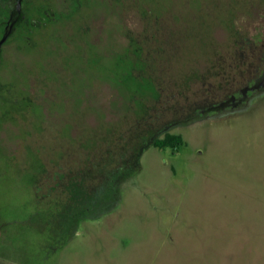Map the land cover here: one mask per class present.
<instances>
[{"label": "rangeland", "instance_id": "obj_1", "mask_svg": "<svg viewBox=\"0 0 264 264\" xmlns=\"http://www.w3.org/2000/svg\"><path fill=\"white\" fill-rule=\"evenodd\" d=\"M3 1L0 27L9 16ZM92 1L90 8L73 10L65 0H52L49 19L41 21L28 8L35 24L19 26L2 46L0 230L11 234L5 246L12 254L0 264H264V94L244 110L172 125L170 132L185 140L179 151L146 149L138 171L119 184L109 212L101 218L91 212L61 243L42 232L39 214L32 218L46 204L37 205L36 194L60 172L68 178L87 170L85 156L104 154L100 145L140 113L143 91L120 84L112 73L116 54L139 32L155 51L151 61L160 88L148 90L145 106L159 126L182 121L218 98L208 80L220 59L234 65L241 51L264 54V2L209 0L213 5L203 10L204 0H171L163 11L157 6L170 0H136L153 12L145 16L128 0L124 6ZM106 47L110 55L95 51ZM258 63L231 76L219 92L252 76ZM91 169L86 186L96 188L105 175Z\"/></svg>", "mask_w": 264, "mask_h": 264}, {"label": "flooded vegetation", "instance_id": "obj_2", "mask_svg": "<svg viewBox=\"0 0 264 264\" xmlns=\"http://www.w3.org/2000/svg\"><path fill=\"white\" fill-rule=\"evenodd\" d=\"M35 1L36 0H22V8L20 12L17 9V0H8L9 16L8 19L5 21L4 26L0 27L3 28L0 39L4 36L5 33H7L10 30L11 24L14 22H16L13 33L14 35L18 30L19 26H23V28H25L26 25L29 26L32 23L35 24V20L32 19V17L29 16L27 12L28 8L34 10L35 12L34 14L40 15V21L41 18H45L46 20L49 19L51 15L50 10H52V8L55 7V5L51 3L52 0H42L44 6L42 5L41 9L39 8L36 9L35 6H33ZM60 1L62 2L63 0ZM65 1L67 2V3L65 2L66 7L71 8L73 10L90 8L93 6V1L91 4H89L90 0H65ZM106 1L109 3L110 6L113 3H117L116 1L113 0H106ZM118 1L122 6H124L127 2V0H118ZM128 1L134 4L135 7L138 8L140 11H143L144 9L146 11L150 10L148 9L149 8L148 5H145L143 3L142 5H139L136 2V0H128ZM228 1L230 0H226V3ZM168 2H170L171 5L169 3H165V5L162 3L158 5L157 8H160V10L163 11L170 9L169 6L172 7V1L170 0ZM261 2H264V0H251L252 5L262 4ZM219 3H214V4L216 7H219ZM212 5L213 4H211V2L209 3V0H204L203 2H200V8L203 10L208 9V7ZM20 16H22L21 20H19ZM207 16L208 14L205 13L204 21L206 23L208 22ZM36 19H38V17H36ZM45 23H47V21H44V24ZM123 24L124 25L120 26V33L124 32L126 21L123 20ZM143 35H145L143 32H139L136 36L140 42L141 48H143L145 44L143 42L144 41ZM12 36H10L9 38H11ZM259 39L264 40V34H262V36ZM255 42L256 41L254 40V47L258 49L259 45L257 43L255 44ZM126 49L127 46L116 55L118 56L124 54ZM251 50L252 51L245 50L246 53L242 51L241 53H238V55H236L237 59L236 60L234 59L235 61L234 65L233 64L231 65L229 60H225L223 62V59H220L218 65L215 64L214 66H211V68H213L212 71L214 72V74L213 76H211L208 82L210 83L212 90L214 89L213 90L214 93L218 92L217 94L218 98H213L209 100L203 108L196 109L193 113L188 115L182 121L179 122L174 121L172 124L166 125V127H164L162 131L165 130L170 131L172 125L176 126V125L189 124L191 122H195L200 119L219 118L225 116L226 114H231L239 110H244L251 104V102H253V100L263 95L264 94V54H261L262 57H258L256 53L255 55L254 53H252L255 52V50L254 49ZM262 50H264V48ZM95 51H99V53L103 51L107 55H110L112 52L111 48H107V47L103 48V50L97 48L95 49ZM240 57H242V59ZM257 62L260 63L259 65L260 67L259 66L256 67L257 70L252 76L243 78L241 83L237 84V86L235 87H232V89H227L222 93L219 92L220 88H222L223 85L230 83L229 80L231 79V76L232 77L239 76L240 72L248 71L254 65H256ZM17 115L21 116L22 114L20 113L15 114V116ZM158 120L159 119L157 117L150 118L146 116V114L144 115V114L136 113L135 118H132L130 120L131 123L128 126V129H126L124 132L121 131V133L119 134L123 137H129L128 132L133 128V130H135L136 132V135L137 134L140 135L139 138L140 140L143 139V134H145L146 141L150 142L151 140L152 142V140H154V137L157 136L160 132L159 129H156L159 126ZM115 137H117L116 134L113 135L110 139L115 140ZM141 142L143 143L144 140H142ZM112 145L113 146L109 145L105 150L109 154L116 151L117 149H120L123 151V153H125L127 151L126 149L128 148L125 145L122 146H117L116 144H112ZM152 146L154 145H148L146 148L142 146L141 148L142 154L146 149H149V147ZM30 147H33V145H31ZM125 158H126L125 160L120 161L118 164L120 171L116 172L115 174H112L113 172L109 173V175L105 177V180L101 182L98 186H96V189L97 188L99 189L98 192H90L95 187L87 191L82 187L87 185L88 179L85 182H83L81 186L78 184V189L80 188L81 191L68 193L64 191L63 188H61L62 190L60 192L59 191L60 189L59 187H61L60 183H65L66 181H68V179H65L62 176L64 173L60 172V175L58 174L55 175V178L57 177V175L60 176L59 179L56 180L55 183L51 184L52 186H50L48 190L43 192V194H36L34 200L37 202V205L42 204L44 202H46V204L43 207H40L39 209H34L32 218L34 215L36 216L37 214H39L40 222L43 226L42 232L44 234L46 232L51 233V238L53 239V243L55 244L61 243L62 240L63 241L65 240L66 235L77 232L78 229L81 227V224L85 220L91 218V212L96 213L93 214L94 218H101V216H103L101 214L103 213L107 214L111 209V207H113V205L117 203L118 200L117 191L119 188V184L128 175L127 174L126 176L123 177L122 170L125 168L126 165L132 166V164H130L131 162L127 160V156ZM113 161L111 162L113 163ZM111 162L109 161V166ZM136 162L137 161H134L135 163L134 166H136L137 164ZM114 164H117V161H115ZM41 165L44 166L43 164ZM77 179L80 178H76V180ZM61 180L63 182H61ZM1 227L3 226L0 225V228ZM11 238H12L11 234L6 233V235H4L3 233H1L0 230V258H6L5 256H8L7 258L11 257L12 249L10 250L6 247L7 246L6 241L7 240L10 241Z\"/></svg>", "mask_w": 264, "mask_h": 264}, {"label": "trees", "instance_id": "obj_3", "mask_svg": "<svg viewBox=\"0 0 264 264\" xmlns=\"http://www.w3.org/2000/svg\"><path fill=\"white\" fill-rule=\"evenodd\" d=\"M145 16H153V12L151 10H148L145 12ZM177 17H178L177 15L173 17V20H175L174 23L178 22L176 21V19H178ZM175 26L176 25H174V27ZM143 42L145 43V39ZM160 50L161 47L158 48V51ZM154 52H151V49L148 47V45L145 46V44L143 48H141L140 42L136 37L131 38L130 45L125 50V53L118 55L116 57V62H115L116 68L113 69L112 72L115 75V79L118 80L120 84H123L126 87L129 84L130 86L137 84L139 90L143 91V94L145 96H143L142 98L140 97L141 99H139V102L137 103V105L139 104L138 106L140 107V113L138 114H144V115L146 114V116L150 118L154 116L152 114H149L148 111L146 110V106H145L146 105L145 100L147 98L146 96L149 94L148 90L152 89L153 93H159V88H160L158 85L159 79L157 78L155 72L153 71V66H152L153 63L151 61V57ZM127 63L130 64V67L128 68H126L125 66ZM134 90L135 89H132L131 91L133 92ZM130 95H132V93ZM25 104L31 106V103H25ZM157 118L159 119V117ZM164 127L166 126L165 125L158 126V128H156L159 129L160 132L157 136L154 137V140H152V142L151 140L150 142L146 141V135L143 134L142 140H144V142L142 143L141 142L142 140L139 139L140 135L139 134L136 135V132L135 130H133V128L128 132L129 137H123L119 134L118 137H115V140L114 139L107 140V142H104L102 144L104 146L100 145V147L104 149V154L100 155L101 150H99L100 149L99 147L98 148L99 153H97L96 155L89 156L87 154L85 156L82 162L88 165L86 167L87 170H85L84 168L83 169L79 168L77 169V172L75 174L72 173L68 175V178L66 174L62 175L64 178L68 179V181H66L65 183H60L62 188L64 189V191L68 193L81 191L80 188L78 189V184L81 186L83 182H85L89 177L93 175L91 167L95 168L94 176L95 175L99 176L101 174L102 177L104 175L105 177H107L111 172H113L112 174H115L116 172L120 171L118 164L120 161L125 160L126 156H127V160L131 162L130 164H132V166L131 165L125 166V168L122 170L123 177L126 176L127 174L135 173L140 168V157L142 154V149H141L142 146L146 148L148 145H154L155 147L160 149H165L169 147L174 151H179L180 147H182L185 144L184 138L180 134L171 133L169 130L162 131ZM112 144H116L117 146H122V145L127 146L128 148L126 149L127 150L125 152L126 154L123 153V151L120 149H117L111 154L107 153L105 151L106 148L109 145L113 146ZM113 160L117 161V164H114L115 161ZM109 161L110 162L113 161V163L112 162L110 163V166H109ZM134 161H137L136 166H134L135 164ZM76 178H80V179L76 180ZM82 187L86 191L91 189L89 187L87 188V186H82ZM98 191H99L98 188L97 189L94 188L90 192H98Z\"/></svg>", "mask_w": 264, "mask_h": 264}, {"label": "water", "instance_id": "obj_4", "mask_svg": "<svg viewBox=\"0 0 264 264\" xmlns=\"http://www.w3.org/2000/svg\"><path fill=\"white\" fill-rule=\"evenodd\" d=\"M21 8H22V0H17V9L21 12ZM22 19V16H20L19 20ZM15 23L11 24V28L10 30L4 34V36L0 39V55H1V51H2V46L4 44L5 41H7V39L13 35L14 33V27H15Z\"/></svg>", "mask_w": 264, "mask_h": 264}, {"label": "crops", "instance_id": "obj_5", "mask_svg": "<svg viewBox=\"0 0 264 264\" xmlns=\"http://www.w3.org/2000/svg\"><path fill=\"white\" fill-rule=\"evenodd\" d=\"M8 3H9L8 0L3 1L4 6H8Z\"/></svg>", "mask_w": 264, "mask_h": 264}]
</instances>
